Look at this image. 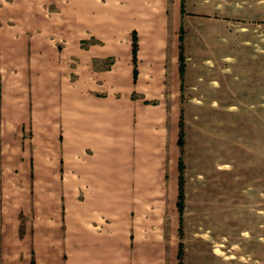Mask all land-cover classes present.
Masks as SVG:
<instances>
[{"label": "rangeland", "instance_id": "rangeland-1", "mask_svg": "<svg viewBox=\"0 0 264 264\" xmlns=\"http://www.w3.org/2000/svg\"><path fill=\"white\" fill-rule=\"evenodd\" d=\"M188 1L195 87L181 109L184 145L163 164L183 162V214L168 179L145 210L163 213L176 264L180 248L182 264H264V0ZM124 30L115 0H0V264H24L37 212L65 211L66 122L78 114L67 97L86 84L115 99ZM112 108L101 110L114 142ZM52 167L57 187L48 185Z\"/></svg>", "mask_w": 264, "mask_h": 264}, {"label": "crops", "instance_id": "crops-1", "mask_svg": "<svg viewBox=\"0 0 264 264\" xmlns=\"http://www.w3.org/2000/svg\"><path fill=\"white\" fill-rule=\"evenodd\" d=\"M189 4L115 0L116 27L125 29L128 42L122 67L125 80L122 70L115 73L111 90L116 96L107 101L94 96L86 84L70 90L68 105L78 114L66 122L65 211L36 213L39 218L29 235L24 264H176L167 245L163 213L145 206L155 199V189L163 187L164 179L180 185V156L175 167L163 169V164L167 155L181 151V109L195 87L187 68L191 57L186 19L191 20L194 12ZM221 7L220 0L214 3V8ZM225 20L212 26L216 29ZM248 30L241 25L240 31ZM210 82L217 80L210 77ZM107 104L115 111L114 142L104 135L113 120L101 110ZM55 170L52 167L47 175L51 187L59 182ZM61 187L64 191V184Z\"/></svg>", "mask_w": 264, "mask_h": 264}, {"label": "trees", "instance_id": "trees-1", "mask_svg": "<svg viewBox=\"0 0 264 264\" xmlns=\"http://www.w3.org/2000/svg\"><path fill=\"white\" fill-rule=\"evenodd\" d=\"M137 50H138V44H137V38L135 36L134 37V42H133V50H132L133 60H134V63L135 64L137 62ZM180 62H181L180 70H181V73H183V71H184V56H183L182 53L180 55ZM134 76L135 77L137 76V70L136 69L134 70ZM178 144H179V146L181 148L184 145V139H183V122H182V120L180 122V135H179ZM179 168H180V185H179L180 192H179L178 209H179L180 215L182 216V214H183V203H184V191H183V188H182L183 187L182 172H183V169H184V165H183L182 160H180ZM178 258L180 260L179 264H182V248H180L179 257Z\"/></svg>", "mask_w": 264, "mask_h": 264}]
</instances>
